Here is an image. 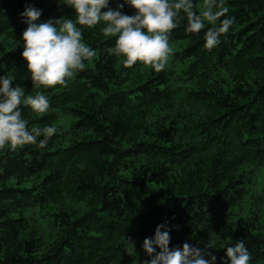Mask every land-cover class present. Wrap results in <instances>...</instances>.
I'll list each match as a JSON object with an SVG mask.
<instances>
[{
  "label": "trees",
  "instance_id": "trees-1",
  "mask_svg": "<svg viewBox=\"0 0 264 264\" xmlns=\"http://www.w3.org/2000/svg\"><path fill=\"white\" fill-rule=\"evenodd\" d=\"M28 4L42 10L37 23L73 16L57 0H0V76L49 98L44 114L23 108L29 127L57 128L45 148L0 149V264H139L162 223L169 247L212 242L221 264L242 239L250 264H264V217L229 220L264 167V0H225L235 23L211 51L182 21L159 73L123 67L107 52L115 37L84 29L97 57L49 89L33 87L21 57Z\"/></svg>",
  "mask_w": 264,
  "mask_h": 264
},
{
  "label": "clouds",
  "instance_id": "clouds-1",
  "mask_svg": "<svg viewBox=\"0 0 264 264\" xmlns=\"http://www.w3.org/2000/svg\"><path fill=\"white\" fill-rule=\"evenodd\" d=\"M57 2L73 10L72 18L61 16L37 23L42 10L33 4H28L21 13L27 25L21 34V57L26 62L32 85L37 89L67 87L69 80L86 69L85 62L97 57V51L83 42L84 29L102 25L100 32L104 37H115L114 46L107 52L122 57L123 67L131 68L140 63L159 73L173 54L170 34L182 21H186L187 33L204 32V48L209 51L221 43V38L226 37L235 23V17L228 15L225 0H203L199 12L194 10V0H122L115 9L109 7L110 0ZM125 5L134 10L133 15L122 11ZM206 24L211 27L205 30ZM13 81L14 78L8 75L0 76V149L7 146L16 151L32 144L45 148L57 128L29 127L23 108L44 114L50 108V100L42 92L26 94L19 85L13 87ZM170 231L167 223H162L152 237L143 240L142 250L147 258L139 264H216L212 242L206 243L204 248L187 242L169 247ZM127 242L125 254L137 258L135 242ZM251 259L241 239L226 246L221 264H250Z\"/></svg>",
  "mask_w": 264,
  "mask_h": 264
},
{
  "label": "rangeland",
  "instance_id": "rangeland-1",
  "mask_svg": "<svg viewBox=\"0 0 264 264\" xmlns=\"http://www.w3.org/2000/svg\"><path fill=\"white\" fill-rule=\"evenodd\" d=\"M199 10L203 0H196ZM56 123L60 124L64 129L69 128L71 124V117L62 111L57 113ZM264 184V167L256 169L255 180L253 189H251L241 200L239 204L235 206V214L229 217V220L245 219L248 216H252L253 213H258L261 217H264V193L262 187Z\"/></svg>",
  "mask_w": 264,
  "mask_h": 264
}]
</instances>
